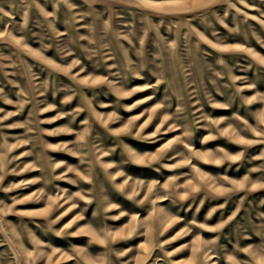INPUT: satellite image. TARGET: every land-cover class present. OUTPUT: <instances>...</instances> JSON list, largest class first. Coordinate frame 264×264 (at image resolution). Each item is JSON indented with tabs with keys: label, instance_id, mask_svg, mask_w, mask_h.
Masks as SVG:
<instances>
[{
	"label": "rangeland",
	"instance_id": "1",
	"mask_svg": "<svg viewBox=\"0 0 264 264\" xmlns=\"http://www.w3.org/2000/svg\"><path fill=\"white\" fill-rule=\"evenodd\" d=\"M0 264H264V0H0Z\"/></svg>",
	"mask_w": 264,
	"mask_h": 264
}]
</instances>
